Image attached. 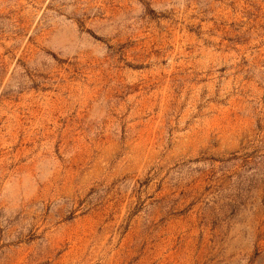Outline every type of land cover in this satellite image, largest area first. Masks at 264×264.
Wrapping results in <instances>:
<instances>
[{"label": "rangeland", "instance_id": "obj_1", "mask_svg": "<svg viewBox=\"0 0 264 264\" xmlns=\"http://www.w3.org/2000/svg\"><path fill=\"white\" fill-rule=\"evenodd\" d=\"M0 264H264V0H0Z\"/></svg>", "mask_w": 264, "mask_h": 264}]
</instances>
